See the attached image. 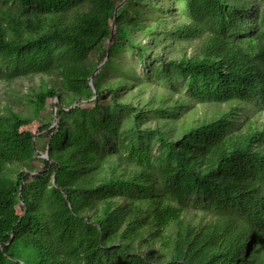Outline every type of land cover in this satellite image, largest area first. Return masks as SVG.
Returning a JSON list of instances; mask_svg holds the SVG:
<instances>
[{"label":"trees","instance_id":"16d2710c","mask_svg":"<svg viewBox=\"0 0 264 264\" xmlns=\"http://www.w3.org/2000/svg\"><path fill=\"white\" fill-rule=\"evenodd\" d=\"M35 75L40 148L0 113V264H264V0H0V82Z\"/></svg>","mask_w":264,"mask_h":264},{"label":"rangeland","instance_id":"374dc122","mask_svg":"<svg viewBox=\"0 0 264 264\" xmlns=\"http://www.w3.org/2000/svg\"><path fill=\"white\" fill-rule=\"evenodd\" d=\"M131 59L129 58V61ZM141 63L138 65L139 70H141ZM42 83L41 77L39 75H35L32 78H20L16 79L13 82H0V113L4 111L5 106H9L14 111L19 112L25 116H31V120L26 124L22 125L19 130L25 136V140L27 144H33L37 146L36 148H40V143L38 141V136L42 133L39 127L43 123L40 117H35L32 113V103L30 102V97L33 96V90H38L40 88V84ZM47 101L50 102V105L55 113L54 104L56 101L54 98H49ZM83 104V102H82ZM49 107V105H48ZM228 109V105L225 103L218 102H208L203 105H199L198 111L202 115H206L207 117H211L217 115L219 111ZM258 116V114L256 115ZM259 122V121H258ZM54 125V124H52ZM45 143V139L43 138L41 144ZM39 146V147H38ZM39 151V155H43L45 151L36 149ZM37 166L39 163H35ZM20 207L17 205L16 209L19 211ZM193 213L195 211L193 210Z\"/></svg>","mask_w":264,"mask_h":264},{"label":"water","instance_id":"95a60500","mask_svg":"<svg viewBox=\"0 0 264 264\" xmlns=\"http://www.w3.org/2000/svg\"><path fill=\"white\" fill-rule=\"evenodd\" d=\"M117 9H118V7L115 8V14H116V12H117ZM114 27H115V23L112 24L111 33H110L109 40H108V47L110 46V42H111V38H112V35H113ZM106 59H107V57H105V60H106ZM99 67H100V65H98V66L95 68V70L93 71V73H92V75H91V77H90V82H89V83H90V85H91V87H92V89H93V92H94V96H93L91 99H93V98L95 97L96 90H95V86H94V79H93V77H94V74H95V73L97 72V70L99 69ZM54 99L58 101L57 96H55ZM77 100L83 102V101H82L81 99H79V98H78ZM73 105H75V103H73L72 106H73ZM54 109H55V104H54ZM54 116H55V119H56L55 124H57V115H54ZM43 157L48 158L47 151L44 153ZM20 188H21V186H20ZM20 190H21V189H20Z\"/></svg>","mask_w":264,"mask_h":264},{"label":"bare ground","instance_id":"6f19581e","mask_svg":"<svg viewBox=\"0 0 264 264\" xmlns=\"http://www.w3.org/2000/svg\"><path fill=\"white\" fill-rule=\"evenodd\" d=\"M41 156H43V155H41Z\"/></svg>","mask_w":264,"mask_h":264},{"label":"clouds","instance_id":"9594fccd","mask_svg":"<svg viewBox=\"0 0 264 264\" xmlns=\"http://www.w3.org/2000/svg\"><path fill=\"white\" fill-rule=\"evenodd\" d=\"M44 155V154H43Z\"/></svg>","mask_w":264,"mask_h":264}]
</instances>
